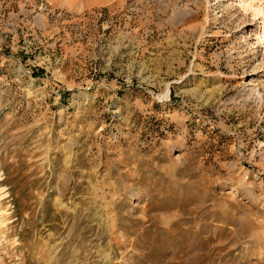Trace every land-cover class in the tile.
Instances as JSON below:
<instances>
[{
	"label": "rangeland",
	"instance_id": "374dc122",
	"mask_svg": "<svg viewBox=\"0 0 264 264\" xmlns=\"http://www.w3.org/2000/svg\"><path fill=\"white\" fill-rule=\"evenodd\" d=\"M264 0H0V264H264Z\"/></svg>",
	"mask_w": 264,
	"mask_h": 264
},
{
	"label": "bare ground",
	"instance_id": "6f19581e",
	"mask_svg": "<svg viewBox=\"0 0 264 264\" xmlns=\"http://www.w3.org/2000/svg\"><path fill=\"white\" fill-rule=\"evenodd\" d=\"M263 37H264V28H263Z\"/></svg>",
	"mask_w": 264,
	"mask_h": 264
}]
</instances>
